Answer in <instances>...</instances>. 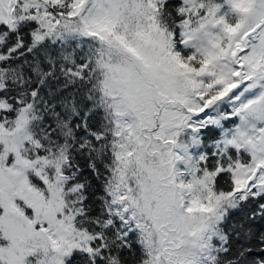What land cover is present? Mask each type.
<instances>
[{"label": "snow or ice", "instance_id": "snow-or-ice-1", "mask_svg": "<svg viewBox=\"0 0 264 264\" xmlns=\"http://www.w3.org/2000/svg\"><path fill=\"white\" fill-rule=\"evenodd\" d=\"M0 264H264V0H0Z\"/></svg>", "mask_w": 264, "mask_h": 264}]
</instances>
